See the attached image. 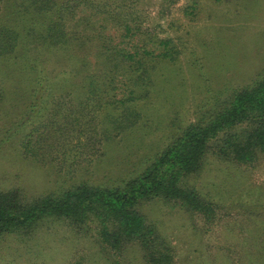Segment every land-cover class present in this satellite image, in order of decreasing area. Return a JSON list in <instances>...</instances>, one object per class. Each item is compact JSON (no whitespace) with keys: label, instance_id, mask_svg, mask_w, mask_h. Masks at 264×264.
Segmentation results:
<instances>
[{"label":"trees","instance_id":"trees-1","mask_svg":"<svg viewBox=\"0 0 264 264\" xmlns=\"http://www.w3.org/2000/svg\"><path fill=\"white\" fill-rule=\"evenodd\" d=\"M133 2L120 0L121 10L116 11L109 10L105 4L108 7L105 13H94L103 16L104 23L112 24L117 34L105 32L108 27L102 25V30L93 35L100 41L95 50L96 63L91 67L85 55L84 59H76L78 66L72 65L75 76L86 74L77 90L84 98L78 103L65 102L68 109L64 119L72 128L62 124L54 126L53 118L34 125L21 141L25 158L43 163L48 161L47 156L63 153V160L70 164L75 157H68L72 149H68L67 143L63 145L62 138L65 142L82 135L95 153L100 152L115 137V132L123 133L138 125L141 114L136 106L140 100L149 98L157 87L159 91L169 92L163 84L171 83L173 70L168 75L166 72L160 75L159 70L175 64L181 52L173 39L158 38L155 32L139 25L138 18L142 16L134 13ZM246 3L255 5L259 0ZM82 5L83 11L100 8L95 0H0V77L16 79L19 84L28 83L26 88L13 85L9 92L0 84V111L14 96L27 98L23 117L0 133V145L10 138L11 131H18L28 120L43 114L48 90L62 88L59 83L53 85L42 69L38 70V60L47 55L40 53L43 49L59 45L67 50L73 44L71 34H77L79 40V31L69 33L68 21L75 19ZM219 26V34L214 36L217 42H213L217 45L222 42V34L231 29ZM240 27L231 29L233 35ZM85 30L82 35L91 39ZM84 45L81 44V48H86L84 54H89L91 45ZM58 105L60 111L64 102L57 103L54 112ZM55 148L60 149L54 151ZM63 148L65 152L60 151ZM210 154L233 163L264 159V65L246 84L229 93L213 92L194 120L173 133L145 166L141 163L142 167H136L123 178L102 184L74 179L67 187L36 195H29L21 188H0V239L14 236L29 243L44 226L64 222L77 234L94 236L109 256L139 245L147 263L173 264L174 246L139 207L143 201L160 199L207 224L214 223L225 212V235L215 244L224 250L225 264H254L252 256L246 253L242 256L240 249L252 244V239L245 241L247 229L251 223L259 222L257 219L264 220V207L237 211L204 196L192 180L203 172ZM183 258L185 262L189 256ZM114 263L121 264L120 260Z\"/></svg>","mask_w":264,"mask_h":264},{"label":"rangeland","instance_id":"rangeland-1","mask_svg":"<svg viewBox=\"0 0 264 264\" xmlns=\"http://www.w3.org/2000/svg\"><path fill=\"white\" fill-rule=\"evenodd\" d=\"M95 1L100 5L98 10L87 8L83 11L82 5L75 19L68 21L69 33L79 31V40L77 34H71L73 44L67 50L55 45L40 52L47 55L38 60V70L42 69L43 75L47 74L53 85L59 83L62 88L54 87L51 92L48 90L43 114L28 120L18 131H11L10 138L0 145V188H21L29 195H36L61 186L67 187L74 179L102 184L123 178L136 167H142L141 163L145 166L169 142L173 133L194 120L213 92L229 93L237 86L246 84L264 65V0H259V4L255 5H247V0H240L239 3L237 0H134L133 11L142 16L138 18L139 25L146 31L155 32L158 38L173 39L181 52L175 64L170 68L162 66L159 70L160 75L162 72L168 75L173 70L171 83L163 84L169 92L163 89L159 91L160 87H157L149 98L140 100L136 106L141 114L138 125L123 133L115 132V137L106 148L102 146L100 152L95 153L91 149L86 136L70 138L65 142L62 138L63 145L67 143L68 149H72L68 157H75L73 162L66 163L63 153H60L57 157L52 156L54 154L47 156V162L37 163L25 158L21 141L34 125L48 118L56 121L54 126L62 124L67 129L72 128L69 121L64 119L65 110L68 109L65 102L72 100L78 103L84 98L79 96L77 90H80L86 77L83 73L75 76L72 65L78 66L76 59H84L85 55L91 67L96 63L95 50L100 41L93 35L103 27H108L105 32L117 34L112 24L104 23L101 20L103 16L94 13H103L108 7L109 10H121L120 0ZM245 20L247 25L244 24ZM221 24L226 29L242 27L234 35L228 29L222 34L221 44L217 45L214 36L219 34L217 31ZM85 28L84 32L91 39L82 35ZM83 43L84 46L91 45L89 54H84L86 48H81ZM208 43L211 44L210 49ZM14 74L18 76L17 72ZM1 78L0 84L8 92L15 85L26 88L28 84H19L10 77ZM62 79L66 81L62 82ZM63 102L61 110L58 105V110L54 112L55 105ZM26 103L27 98L23 96H14L13 100L8 99L4 103L0 111V133L23 117ZM114 113H117L116 110ZM85 143L87 146H84ZM55 149L58 151L60 148ZM64 149L60 151L65 152ZM192 182L204 196L220 206H230L237 211L259 205L264 207L263 158L252 163H233L210 154L203 172ZM139 207L174 246L176 256L173 264H225L224 250L215 245L225 235V212L216 223L207 224L184 209L165 204L160 199L143 201ZM257 220L259 222L249 225L245 237V241L252 239V244L240 250L242 256L245 253L251 255L254 264H264V220ZM203 231H206L205 234ZM230 237H233L231 233ZM185 256H189V259L184 262ZM118 260L121 264H149L139 245L129 246L123 252L109 256L94 236L77 234L64 222L52 227L44 226L29 243L14 236L0 239V264H115Z\"/></svg>","mask_w":264,"mask_h":264}]
</instances>
